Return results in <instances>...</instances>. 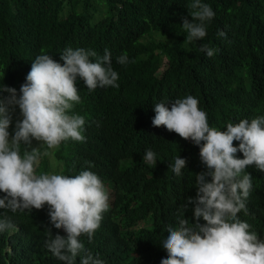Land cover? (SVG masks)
<instances>
[{"label":"trees","instance_id":"16d2710c","mask_svg":"<svg viewBox=\"0 0 264 264\" xmlns=\"http://www.w3.org/2000/svg\"><path fill=\"white\" fill-rule=\"evenodd\" d=\"M191 2L0 0V85L15 88L17 95L38 55L48 54L62 65L60 53L69 47L111 53L118 88L89 92L77 79L81 103L69 114L84 117L85 141L40 146L50 154L42 155L37 167L38 174L69 176L89 170L102 180L109 209L92 242L81 241L104 264H160L167 258L161 246L167 227L183 218L181 206L195 197L194 174L205 170L198 146L152 126L156 103L167 102L170 108L175 99L191 95L209 125L221 131L229 122L264 116V0H201L215 16L206 37L189 43L181 18L191 21ZM220 30L226 39L218 37ZM202 44L219 51L209 58L200 51ZM122 54L129 60L124 65L117 63ZM8 95L0 92V97ZM25 149L22 144L21 155ZM148 149L156 153L155 166L143 160ZM178 156L186 159L181 176L168 167ZM236 156L243 158L239 152ZM246 171L252 190L247 215L238 216L264 240V172L254 166ZM184 216L194 222L191 205ZM5 218L18 231L0 232V264H63L44 245L46 228L65 235L51 225L47 205L30 213L0 209V220Z\"/></svg>","mask_w":264,"mask_h":264},{"label":"clouds","instance_id":"9594fccd","mask_svg":"<svg viewBox=\"0 0 264 264\" xmlns=\"http://www.w3.org/2000/svg\"><path fill=\"white\" fill-rule=\"evenodd\" d=\"M188 8L191 21L181 18L182 31L187 33V42L201 41L215 12L201 0H192ZM217 35L227 38L223 30ZM200 51L211 58L219 49L202 44ZM60 60L62 65L48 54L38 55L19 95L15 88L0 85V92L9 94L0 97V193L4 194L0 209L30 213L47 205L51 225L65 235H53L51 228H46V249L63 264H77V258L79 264H104L81 241V237H87L92 242L103 213L109 209L102 180L89 170L75 176L38 174L41 156L50 153L32 147V141L46 149L58 148L69 140L84 142V117L69 114L74 104L81 103L77 79L92 92L98 87L118 88L119 77L107 49L100 56L92 49L69 47L60 53ZM128 62L127 55L117 57L121 65ZM166 105L164 101L154 105L152 126H163L198 146L205 170L194 174L196 193L181 206L183 218L178 216L177 226L167 227L168 235L161 241L167 258H162L160 264H264V240L238 216L241 211L247 215L245 202L252 190V175L246 169L254 166L264 172V116L229 122L221 131L209 125L207 113L191 95L175 99L170 108ZM16 107L21 118L10 137L8 129ZM234 141L238 146L233 145ZM22 144L26 146L23 155ZM238 152L242 159L237 158ZM143 160L155 166L156 153L146 150ZM168 167L181 176L186 159L178 156ZM189 205L194 222L184 216ZM9 230L15 232L18 228L10 218L0 220V232Z\"/></svg>","mask_w":264,"mask_h":264},{"label":"rangeland","instance_id":"374dc122","mask_svg":"<svg viewBox=\"0 0 264 264\" xmlns=\"http://www.w3.org/2000/svg\"><path fill=\"white\" fill-rule=\"evenodd\" d=\"M20 113H19V108L16 107L15 110L13 111L12 113V123L8 129L9 133H10V137H11V134L14 132V128H15V123L18 119H20ZM32 147H40L39 145V142L33 140L32 141ZM60 174V173H59Z\"/></svg>","mask_w":264,"mask_h":264}]
</instances>
